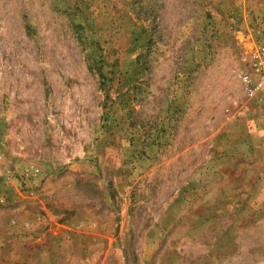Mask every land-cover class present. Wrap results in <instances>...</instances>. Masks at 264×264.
<instances>
[{
    "label": "rangeland",
    "instance_id": "obj_1",
    "mask_svg": "<svg viewBox=\"0 0 264 264\" xmlns=\"http://www.w3.org/2000/svg\"><path fill=\"white\" fill-rule=\"evenodd\" d=\"M264 0H0V264H264Z\"/></svg>",
    "mask_w": 264,
    "mask_h": 264
},
{
    "label": "built area",
    "instance_id": "obj_2",
    "mask_svg": "<svg viewBox=\"0 0 264 264\" xmlns=\"http://www.w3.org/2000/svg\"><path fill=\"white\" fill-rule=\"evenodd\" d=\"M241 80L247 96L264 101V45L258 46L252 54L250 68L241 74Z\"/></svg>",
    "mask_w": 264,
    "mask_h": 264
}]
</instances>
